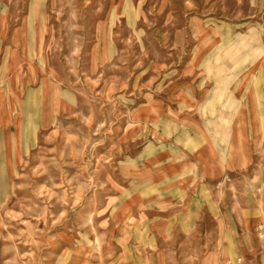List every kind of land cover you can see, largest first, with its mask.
Listing matches in <instances>:
<instances>
[{
    "label": "rangeland",
    "instance_id": "1",
    "mask_svg": "<svg viewBox=\"0 0 264 264\" xmlns=\"http://www.w3.org/2000/svg\"><path fill=\"white\" fill-rule=\"evenodd\" d=\"M258 6L0 0L11 19L43 21L59 99L56 121L3 189L0 264H264V146L220 185L213 215H166L149 202L165 189L146 184L166 150V70L184 63L176 54L220 39L215 51L234 57L233 25Z\"/></svg>",
    "mask_w": 264,
    "mask_h": 264
},
{
    "label": "crops",
    "instance_id": "2",
    "mask_svg": "<svg viewBox=\"0 0 264 264\" xmlns=\"http://www.w3.org/2000/svg\"><path fill=\"white\" fill-rule=\"evenodd\" d=\"M258 2L233 25L234 57L215 51L220 39L200 52L171 54L184 63L166 70V150L151 159L146 183L154 193L165 189L149 202L166 204V215H213L220 185L247 171L264 146V0ZM44 39L39 18L11 19L0 10V203L27 150L58 117L50 114L58 84ZM158 168L161 177L153 179Z\"/></svg>",
    "mask_w": 264,
    "mask_h": 264
}]
</instances>
